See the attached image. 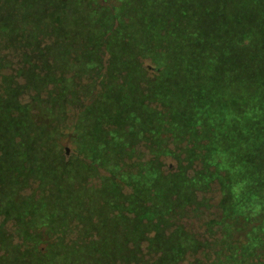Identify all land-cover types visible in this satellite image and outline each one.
<instances>
[{
  "label": "rangeland",
  "instance_id": "374dc122",
  "mask_svg": "<svg viewBox=\"0 0 264 264\" xmlns=\"http://www.w3.org/2000/svg\"><path fill=\"white\" fill-rule=\"evenodd\" d=\"M263 6L0 0V264H264Z\"/></svg>",
  "mask_w": 264,
  "mask_h": 264
},
{
  "label": "trees",
  "instance_id": "16d2710c",
  "mask_svg": "<svg viewBox=\"0 0 264 264\" xmlns=\"http://www.w3.org/2000/svg\"><path fill=\"white\" fill-rule=\"evenodd\" d=\"M250 18L251 28H247L245 46L239 43L240 48H245V54L237 58V72H241V60L245 59V69L249 74L250 84H264V39L257 41V36H253L256 33L264 34V6L260 8V12L253 13Z\"/></svg>",
  "mask_w": 264,
  "mask_h": 264
}]
</instances>
